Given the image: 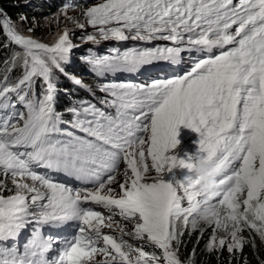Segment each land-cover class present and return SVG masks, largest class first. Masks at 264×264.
Here are the masks:
<instances>
[{"label":"snow or ice","instance_id":"1","mask_svg":"<svg viewBox=\"0 0 264 264\" xmlns=\"http://www.w3.org/2000/svg\"><path fill=\"white\" fill-rule=\"evenodd\" d=\"M70 9L80 15L68 16ZM60 13L75 28L92 27L82 43L171 42L124 52L114 47L107 55L89 49L80 59L99 77L150 74L159 62L178 67L185 51L191 67L149 83L98 84L102 107L85 99L57 111L54 74L68 75L63 64L80 47L71 39L73 30L65 27L47 43L31 35L40 26L35 18L25 34L0 11L3 47L15 46L0 77V264H195V249L182 261L179 248L201 196L189 171L174 182L162 175L174 166L191 168L193 154L170 153L179 143V125L199 134L195 154L217 161L205 250L226 248L231 257L251 244L255 252L253 234L264 245V0H99L88 7L67 3ZM58 18H46L45 26ZM16 69L19 75L10 82ZM69 79L95 95L80 79ZM54 172L91 186L56 182ZM9 178L14 192L7 188ZM117 215L132 223L131 231ZM29 225L31 238L21 251L18 236ZM67 226L71 234L59 232ZM44 227L57 234L44 235ZM145 243L160 255L146 251Z\"/></svg>","mask_w":264,"mask_h":264},{"label":"rangeland","instance_id":"2","mask_svg":"<svg viewBox=\"0 0 264 264\" xmlns=\"http://www.w3.org/2000/svg\"><path fill=\"white\" fill-rule=\"evenodd\" d=\"M67 2L72 3V4H82L84 7H88V6H92L96 3H98L99 0H67ZM64 5H60L54 9H50V11L43 13V14H40L38 17L37 16H29V17L26 16L28 18V20L25 23H22L20 20L16 21L15 23H16V26L21 31H23L25 34H29L28 29L33 26L32 21H33V18H35L36 21L39 22L40 26L35 27L34 31L31 33V35L39 37L44 42H47V43H51L52 40L54 39L55 35L57 33H59L60 31H62L65 27L73 30L71 33V39H72L74 44H79L80 47H78L77 49H74L70 55L69 62L63 64L64 71L68 75H65L63 73H60L59 71H56L54 74V77L58 78V79H56V83H58V84L62 83L63 79H67V81H69V83L76 86V88L78 89V92L83 93V94L87 95L88 97H90L91 99H93V101L96 102L97 107H102L98 102V98L103 97L105 95L104 93H102L98 90V88H97L98 83L97 82L104 81L105 83H107V82L114 81V82L149 83L151 79H157V78H161V77L170 78L172 75L177 74V73L183 74L184 71H187L191 67V62L188 60L189 53L187 51H185L181 54V64L178 67H169L167 62H159L157 65L154 66V68L152 69L150 74H140V75H133V74H129V73H117L115 75L109 74V75H106L104 77H97L96 82H91V81H89V78L94 76V72L91 70V66H90V68H88L87 70L80 71L79 75H75V74L71 73L69 70H73L74 65H78V64H81L83 62L87 63L86 61H84L80 58L87 56L89 54L88 53L89 49H92L98 55H103V54H110L109 49L114 48V47L119 48V50L121 52H124L127 49H130L133 47L155 48L157 46L170 45L171 42L165 41L162 39H155L152 41H133V40L129 39V40L123 41V42H117V41H113V40L101 41V43L99 45H93L90 42H83L82 43L81 39H80L81 36H85L88 33H91L93 31V29L91 26H88L83 30L79 29V28H75V26L71 22H68L67 20H65L64 14L60 13V10ZM58 14H59L58 19H52L51 24L49 26H45L46 25V18L50 19V18L56 17ZM67 15L68 16H79L80 13L78 10L70 9L67 11ZM14 47H15L14 45H11L10 53ZM215 52H216V50H214V54H215ZM192 56L193 57L197 56V53L193 51ZM4 59H5V57L0 56V62H3ZM175 70H176V73H172ZM13 76H14V72L11 74V79L13 78ZM69 77L80 79L83 84H86V85L91 87L92 92H94L95 95L93 96L92 93H90L89 91L85 90L84 88L80 87L79 85H76L72 79H69ZM36 83H41V81L38 79ZM57 87L61 91H63V93L65 92V90H68L65 87H61V86H57ZM20 108L22 109V106H20ZM111 111H113V113H114V109ZM77 134L82 135V133H78V132H77ZM177 139H178L179 143L176 145V147L174 149L170 150V153L176 154L178 158H186V155H185L186 153L189 155H192L197 151L199 134L196 131H194L190 128H187L184 125H179L178 126ZM124 167H125L124 163L121 162L119 165L121 172L123 171ZM37 171L45 172L47 170L38 169ZM50 174L54 177L56 182L64 183V184H66L70 187H73V188L90 187L91 186V185H83L80 181H77L74 177H70V176H68L62 172H54V173H50ZM187 174H188V170L185 168H181L179 166H174L170 171H166V172L162 173L163 178L166 182H174V180H182L183 177ZM152 175H154V173H152ZM0 180H4L3 175H0ZM6 184H7V188L12 189L13 192L15 191V188L12 185L10 178L6 181ZM113 187H118V184L113 185ZM8 194H9L8 191L4 192L5 196H7ZM181 195H182V193H181ZM185 206H186V202H185ZM91 207H93L94 210L101 211L104 215L108 214L102 207L95 206V205H92ZM114 219L116 221L122 222L121 218L118 215L115 216ZM122 223H126L127 229L129 231H131L132 223L130 221L129 222H122ZM71 228H72V226H67L65 228L60 229L59 232L65 233V231H63V230H68ZM32 230H33V225H29L25 229L21 230V232L18 236V240H17V243L20 246L21 251H23V245L25 243H27V241L31 238ZM102 231L106 234L110 232L109 229H103ZM50 232L53 235L57 234V230L51 229L49 227H44V229H43L44 235H48ZM247 234H249L247 231H245L243 233V235L245 237H247ZM218 235H223V233L222 232L218 233ZM130 242H132L134 245L137 246V243H140L141 241H130ZM7 243H8V245H11L13 243V241L9 240ZM55 254L56 253H54V252H50L49 257H51L52 255H55ZM224 254L230 255L227 252L226 248H224ZM97 259H102V257L98 256ZM160 264H163V260H161Z\"/></svg>","mask_w":264,"mask_h":264},{"label":"trees","instance_id":"3","mask_svg":"<svg viewBox=\"0 0 264 264\" xmlns=\"http://www.w3.org/2000/svg\"><path fill=\"white\" fill-rule=\"evenodd\" d=\"M68 3L67 0H0V11L7 13L11 19L16 22L20 20V16H39L40 14L46 13L50 11V9H54L60 5H64ZM6 42V37L3 35L2 32H0V56L7 58L8 55H10V48L11 45H9L8 48H4L3 45ZM116 48V47H115ZM107 55V54H103ZM4 59V60H5ZM3 60V61H4ZM83 68V69H82ZM90 68V65L83 62L78 65L73 66V70H69L71 73L75 75H79L80 71L87 70ZM3 62H0V77L3 75ZM14 72L13 78L10 80V82H14V79L16 76L19 75V69H16ZM172 73H176V70ZM97 76L94 73L93 77L89 78V81L96 82ZM98 84L105 83L104 81L97 82ZM61 84V85H60ZM56 83V86L65 87L67 90L63 93L58 87V92L56 96V103L55 108L57 111L63 112L65 109L73 106V101H79V100H89L93 103H96L88 97L87 95L78 92V89L75 85L69 83L67 79H63L62 83ZM77 91V92H76ZM36 92L37 95L41 92V83H36ZM20 107V106H18ZM22 110V109H21ZM65 120H71L72 117L70 114L66 113L64 114ZM61 127H67V125H62ZM74 131L73 129H69ZM79 135V134H78ZM191 217H189L188 225L186 226V229L183 233V236L181 237V245L179 248L180 253V259L183 261L186 258L189 257L190 254L193 253V249H195V264H245V257L247 258L248 264H258L257 255L261 259H264V245L261 244L258 237H255V234L251 238H254L256 240V251H253V248L251 244H246L243 247L242 252H239L235 254L234 256L224 254V249L221 251H212L211 253H208L205 250L206 244L208 243L209 237L211 236V228L206 227L204 222H201L197 227H192L191 223ZM201 229H205L203 232L202 237L199 239V242L197 243V238L201 236ZM65 233L71 234V229L63 230ZM189 233H191L189 235ZM247 237H249V234H247ZM141 243H137V246H140ZM144 248L148 252H156L157 255H160V250L156 249L154 246L149 244H144ZM238 256V259L236 258Z\"/></svg>","mask_w":264,"mask_h":264},{"label":"clouds","instance_id":"4","mask_svg":"<svg viewBox=\"0 0 264 264\" xmlns=\"http://www.w3.org/2000/svg\"><path fill=\"white\" fill-rule=\"evenodd\" d=\"M190 163L191 168L188 171L195 180V190L201 196L199 206L193 207L191 215L190 223L195 228L208 218L210 204L207 201V197L209 194L217 191L218 168L215 159H210L207 156H201L195 153Z\"/></svg>","mask_w":264,"mask_h":264},{"label":"bare ground","instance_id":"5","mask_svg":"<svg viewBox=\"0 0 264 264\" xmlns=\"http://www.w3.org/2000/svg\"><path fill=\"white\" fill-rule=\"evenodd\" d=\"M234 2H238V0H234Z\"/></svg>","mask_w":264,"mask_h":264}]
</instances>
